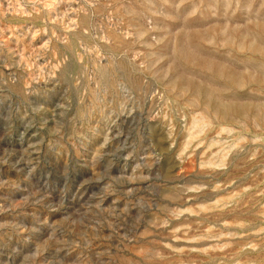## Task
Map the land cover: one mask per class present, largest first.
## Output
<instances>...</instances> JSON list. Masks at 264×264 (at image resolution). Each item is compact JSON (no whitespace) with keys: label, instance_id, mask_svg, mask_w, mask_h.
I'll return each mask as SVG.
<instances>
[{"label":"rangeland","instance_id":"1","mask_svg":"<svg viewBox=\"0 0 264 264\" xmlns=\"http://www.w3.org/2000/svg\"><path fill=\"white\" fill-rule=\"evenodd\" d=\"M0 264H264V0H0Z\"/></svg>","mask_w":264,"mask_h":264}]
</instances>
